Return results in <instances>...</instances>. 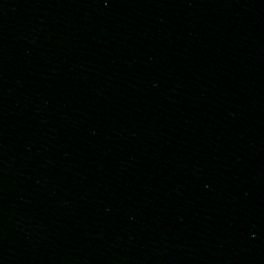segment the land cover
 <instances>
[{
    "label": "water",
    "instance_id": "water-1",
    "mask_svg": "<svg viewBox=\"0 0 264 264\" xmlns=\"http://www.w3.org/2000/svg\"><path fill=\"white\" fill-rule=\"evenodd\" d=\"M0 264H264V0H0Z\"/></svg>",
    "mask_w": 264,
    "mask_h": 264
}]
</instances>
